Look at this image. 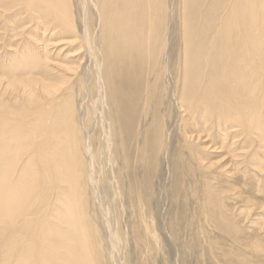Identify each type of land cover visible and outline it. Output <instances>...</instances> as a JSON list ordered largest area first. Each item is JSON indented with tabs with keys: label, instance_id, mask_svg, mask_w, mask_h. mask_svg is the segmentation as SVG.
Wrapping results in <instances>:
<instances>
[{
	"label": "bare ground",
	"instance_id": "obj_1",
	"mask_svg": "<svg viewBox=\"0 0 264 264\" xmlns=\"http://www.w3.org/2000/svg\"><path fill=\"white\" fill-rule=\"evenodd\" d=\"M158 111L164 124L147 131ZM204 132L234 165L264 169V0H0V264H132L131 251L158 252L142 202L130 206L144 240L112 212L118 201L126 213L121 173L151 148L174 185L203 177L204 225L233 226L222 219L231 190L210 178L224 158L209 164ZM179 231L166 229L177 262L191 251Z\"/></svg>",
	"mask_w": 264,
	"mask_h": 264
},
{
	"label": "rangeland",
	"instance_id": "obj_2",
	"mask_svg": "<svg viewBox=\"0 0 264 264\" xmlns=\"http://www.w3.org/2000/svg\"><path fill=\"white\" fill-rule=\"evenodd\" d=\"M157 103H159L158 99ZM122 118L124 119L125 130L129 134L128 137L126 135L124 138L130 144L131 140L136 136V127L134 126L132 115L125 110H123ZM157 122L160 123V128L164 124V117L160 111H158L157 116L152 115L149 122L146 121L148 125L147 131H155ZM155 124L156 128H154ZM208 133L210 132L200 134V139L197 142L199 144L204 143L203 145L207 149L209 148L210 151H213L211 153L206 152L208 157L205 158L210 160L209 164L216 161L221 164L220 159L224 158L219 167V169L223 168V170L220 172L216 167V172L213 174L215 179L211 177L213 175L210 178L214 183L219 184V188L231 190L226 201H224V205H227L233 211L226 212L222 219L223 221L228 220L233 226L221 224L220 229H217L208 223L204 225L202 223L204 213L200 206L203 196L199 188L203 177L195 175L191 180L183 179V181L180 180L179 183L174 185L172 182V167L169 163L165 164L163 162L164 155L161 151L156 154L151 148L149 154H147L148 159L141 168L137 162H134L131 168H127L126 174L121 173V181L125 186L123 187L122 184L120 186L123 187L125 193L126 213L120 210L121 205L118 201L115 202L112 209L114 215L119 219V228L123 229L126 225L129 229L131 240L135 237L143 240L145 238V233L142 231L144 227H140L139 217L137 213H134L130 206L131 203L140 206L142 202V217L149 222L153 232H159V240L157 241L158 244L160 242L159 251L156 253L152 252V255L149 254V250H145L142 254L138 249V251H131L128 258L132 264H178V262L179 264H264L263 258H257L259 254H264V169L260 171L249 166L248 170L244 171L245 166L243 164L237 165L235 163L234 165L231 162V158H228L230 153L226 146L219 148L214 139V134ZM172 138V142H174V139H176L175 135H172ZM137 140H141V137ZM237 140V137H229L227 139V143L230 142L231 145L230 150L234 149L235 151L233 150V152L235 154L248 151V149L240 150L238 148L239 140L238 142ZM133 153H131L132 156L130 155V158L137 156L136 150H133ZM238 159V161L241 160L240 156ZM210 169L214 170V168ZM194 170L198 172L197 169ZM130 172L132 174H129ZM192 180L197 183L196 186L199 188L200 197L198 196V188L193 185L194 182ZM182 184V190L179 192ZM129 190H132L131 197L128 196ZM246 200L252 202L246 203ZM235 210H242V212ZM171 226L180 230L179 236L184 245L186 243L191 251L193 249L192 252H188L184 248L178 258V262L176 261L174 248L175 235L172 233L167 235L166 233V229ZM132 230H137L136 235L132 233ZM221 233L225 239L223 237L219 238ZM170 235L173 238H170ZM149 237L151 238L150 234L148 235ZM215 238L222 240L216 246ZM203 248L204 251L202 250ZM218 252L221 255L216 256L215 253ZM238 254L247 255L248 260L238 263L234 258Z\"/></svg>",
	"mask_w": 264,
	"mask_h": 264
}]
</instances>
